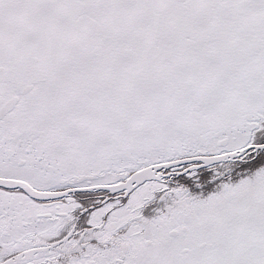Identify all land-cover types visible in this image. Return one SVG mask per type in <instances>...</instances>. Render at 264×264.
Wrapping results in <instances>:
<instances>
[{
	"label": "snow or ice",
	"instance_id": "snow-or-ice-1",
	"mask_svg": "<svg viewBox=\"0 0 264 264\" xmlns=\"http://www.w3.org/2000/svg\"><path fill=\"white\" fill-rule=\"evenodd\" d=\"M0 264H264V0H0Z\"/></svg>",
	"mask_w": 264,
	"mask_h": 264
}]
</instances>
